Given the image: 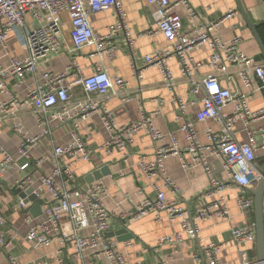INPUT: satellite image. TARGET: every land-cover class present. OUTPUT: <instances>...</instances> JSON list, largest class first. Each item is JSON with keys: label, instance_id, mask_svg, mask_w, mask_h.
I'll use <instances>...</instances> for the list:
<instances>
[{"label": "built area", "instance_id": "1", "mask_svg": "<svg viewBox=\"0 0 264 264\" xmlns=\"http://www.w3.org/2000/svg\"><path fill=\"white\" fill-rule=\"evenodd\" d=\"M127 1L130 0H0V45L6 49L8 38L17 32L29 52L26 58H11L7 67L0 59V98L8 94V83L12 78L24 82L27 76L36 74L40 60L58 55L63 50L64 45L60 41L61 26L57 18L62 14H67L71 20L72 42L76 52L90 48L93 49L91 57L98 56L101 60L113 59L117 54L114 38L123 34L134 57L137 53L135 42L124 10ZM146 1L156 7L153 15L156 28L144 35L153 37L161 34L170 46L157 49L146 56L143 66L134 65L133 77L142 82L146 71L152 68L159 70L163 85L176 106L175 121L187 142V151L193 156L192 161L201 165L210 177L211 187L207 195L214 199L198 210L196 221H207L215 217L230 219L229 208L223 195L227 187L215 178L214 168L210 163L211 157L221 159L227 177L239 186L238 207L242 213L248 214L254 209V197L248 194V190L254 189L264 178V173L255 166L260 157L264 160V126L249 129L252 124L264 119V107L253 110L250 106L253 94L256 91H264V62L255 60L242 50V36L225 42L215 35L224 21L239 14L237 10H229L219 22L185 32L182 18L176 8L183 6L191 18H196L197 13L190 0ZM107 10L113 12L116 24L111 27L108 35L101 36L93 29L90 16ZM204 46L211 50L210 58L205 64L196 61L192 55L194 50ZM174 58L180 63L181 76L188 82L191 93L197 95L204 90L205 115L220 127L218 131L206 130L209 142L207 145L201 142L196 125L189 118V105L177 93L178 81L169 66V62ZM204 65L211 69V73L203 78L197 77L199 69ZM232 67L237 68V75L246 90L241 94H236L221 83L220 77L229 74ZM256 82L259 84L258 89H254ZM75 86L83 87L87 99L72 107L71 91ZM128 88L129 82L126 79L109 75L104 67H98L93 75L86 76L79 61L74 57L64 73L43 74L42 83L29 88L25 99L12 97L9 103L0 101V109L5 113L19 107H32L34 117L43 131L37 137H30L24 133L20 124L14 126V131L22 137L19 154L25 162L16 160L0 143V178L10 169L27 173L26 177L17 180L15 185L16 190L25 191L36 183L30 174L33 166L39 167L45 161H50L53 165L51 174H43L38 178L39 185L33 192L42 203L43 220L35 223L25 199H21L19 203L20 209L26 212L25 219L30 226L26 236L28 243L41 248L50 247L60 233L63 244L73 245L77 259H83L86 252L98 251L110 264H127L119 243L114 238L107 237L111 231V213L106 207L107 187L102 182L78 185L72 169L73 162H90L93 159L94 151L81 136L80 124L98 112L101 113L102 123L110 134L109 142L100 147L99 151L107 155L118 151L127 162L135 135L145 131L152 143L158 147L154 161L141 160L143 173L150 179L162 177L165 189L172 190L175 195L180 193L165 168V160L168 157H181L176 138L172 134L167 136L155 126V114H143L139 121L119 126L108 108L107 104ZM133 100L129 95L122 98L124 103ZM229 106H233L231 111L227 109ZM2 121L3 118L0 117V124ZM70 122H73L71 141L55 147L50 155L34 162L30 154L31 149L41 138L52 134L51 124L65 125ZM240 122L248 132L246 143H239L235 137V128ZM168 138L173 145L165 148L164 144ZM184 167H187L186 164ZM153 187L156 197L144 199L126 217L141 218L153 214L156 222L160 223L166 219L173 225L181 226L182 233L165 237L161 244L172 241L182 243L183 234L196 238L198 225L191 223L177 201L167 198L164 189L157 185ZM2 194L0 185V254H5L15 238L7 237L3 231L7 218L2 205ZM45 194L50 195L54 203L44 201L41 197ZM61 218H67L72 226L65 234L62 232ZM88 229L91 230L90 235H83V231ZM231 234L234 243L239 246L256 242V225L234 228ZM128 245L129 243H126V246ZM223 249L224 245L215 241H210L204 246L209 264H221ZM7 258L8 264H24L11 254H7ZM241 259L240 264H258L253 263L245 251L241 252ZM195 260H199V256L196 255Z\"/></svg>", "mask_w": 264, "mask_h": 264}, {"label": "crops", "instance_id": "2", "mask_svg": "<svg viewBox=\"0 0 264 264\" xmlns=\"http://www.w3.org/2000/svg\"><path fill=\"white\" fill-rule=\"evenodd\" d=\"M190 3L197 13L196 18H191L183 6L176 8V12L182 18L185 32L194 31L205 24L219 22L229 10H237L239 14L224 21L215 35L225 42L236 36H242L244 39L242 50L255 60L264 62V53L240 13L237 0H190ZM240 3L253 24L258 27L264 23L263 1L240 0ZM124 10L128 27L135 42L134 46L137 53L134 57L123 34H119L114 38L117 44V54L113 59L101 60L98 56L91 57L93 49L90 48L76 52L72 42L71 20L67 14H62L57 18L61 26L60 41L64 45L63 50L58 55L40 60L36 74L27 76L24 82L19 81L18 78H12L8 83V94L2 95L0 101L9 103L12 97L25 99L29 88L34 87L37 83H42L43 74L64 73L74 57L79 61L86 76L93 75L98 67H104L109 75L126 79L129 82V88L113 98L107 104L108 108L114 114L115 121L119 126L137 122L143 114H155L153 116L155 126L167 136L172 134L176 138L182 158L178 156L168 157L165 160V168L168 176L179 188L180 193L175 195L172 190L165 189L162 177L150 179L143 173L140 167L141 160L154 161L158 147L152 143L145 131H140L135 135V142L130 149V157L127 162L123 160L118 151H114L109 155L99 151L100 147L109 142L110 134L102 123L101 113L93 114L87 121L80 124L81 136L89 148L94 151L93 159L90 162H73L72 169L78 185H83L88 184L85 181L88 174L104 166L109 167L110 174L93 183L102 182L108 189L106 207L111 213L110 233L119 232L125 227L128 233L122 237L132 236V239L121 241L119 238L122 237L108 238H114L119 243L122 253L126 256L127 264H209L204 246L210 241L224 245L221 253V264H240L242 251L248 254L253 263H258L257 236L256 242L242 246L235 244L232 238V229L256 225L255 208L248 214L240 211L237 203L239 186L227 177L221 159L211 157L210 163L214 168L215 178L227 187L223 195L229 208L230 219L223 220L215 217L207 221H196L198 210L214 199L207 195L211 187L210 177L201 165L192 161L193 156L187 151V142L175 121L176 106L171 100L170 93L163 85L159 70L152 68L146 71L142 82H138L133 77L134 65H137V67L143 66L146 56L154 53L157 49L168 48L170 44L161 34L153 37L144 35L156 28L153 16L156 11L154 5H150L146 0H130L125 2ZM90 22L97 34L105 36L109 34L111 27L116 24V19L113 12L107 10L91 14ZM261 40L264 43V37ZM28 55L29 52L17 32L8 38L6 49L0 45V59L6 67L10 64L11 58L23 59ZM192 55L196 61L205 64L210 58L211 50L207 46L200 47L194 50ZM169 66L178 81L177 93L189 105V118L196 125L201 142L207 145L209 142L206 138V130L218 131L220 127L205 115L203 107L205 92L202 90L197 95L191 93L188 82L181 76L180 63L177 58L171 60ZM210 73L211 69L204 65L199 69L197 77L203 78ZM220 80L223 86L229 87L236 94L246 91L235 67L230 69L229 74L221 76ZM255 86L254 89H258L259 84L256 82ZM128 95L132 96L134 100L130 103L122 102V98ZM71 96L72 107L87 99V94L82 86H75L71 91ZM250 106L253 110L264 107L263 90L256 91L253 94ZM227 109L231 111L233 106H229ZM0 117L3 118L0 124V143L16 160H22L19 154L22 137L14 131V126L20 124L24 133L30 137L41 135L43 131L34 117V109L30 106L19 107L13 111L10 110L8 113L2 112L0 109ZM262 126H264V119L252 124L249 129H258ZM51 128L52 134L41 138L31 149L30 154L34 162L50 155L55 147L65 145L71 141L70 133L73 129V122L65 125L53 123ZM235 132L236 140L239 143L248 141V132L242 122L236 125ZM172 145L173 142L168 138L164 147L170 148ZM21 162H25V160ZM184 164L187 167H184ZM255 166L264 173L263 158L260 157ZM52 171L53 165L50 161H45L39 167L33 166L30 171L36 181L33 188H37L39 185L38 178L41 175L51 174ZM26 175L27 173L20 172L18 169H10L5 172L3 178H0L3 193L2 205L7 218V225L3 231L7 237L12 236L15 238L13 245L7 250L8 253L0 254V264H8L7 254L13 255L24 264L34 262H41L42 264H110L98 251L86 252L83 259H77L73 245L63 244L60 240V233L50 247L41 248L26 241L30 226L25 219L26 212L19 207L23 191L15 188L17 180L26 177ZM153 185L164 189L167 198L177 201L191 223L198 225L199 232L196 238L183 234L184 241L182 243L172 241L161 244L160 242L165 237L178 232L182 233L181 226L173 225L166 219L160 223L156 222L153 214L141 218L126 217L141 201L156 197ZM248 194L253 196L250 190H248ZM41 198L46 202L54 203L50 195L45 194ZM33 204L28 203L27 208L35 219L34 222L39 223L43 220L42 203L40 202L41 214L36 216L32 213ZM123 217L125 218L123 219ZM60 222L63 234L69 232L72 226L69 224L68 219L61 218ZM90 233L91 230L88 229L83 231L82 234L88 236ZM126 243H129V245L126 246ZM196 255L199 256V260H195Z\"/></svg>", "mask_w": 264, "mask_h": 264}, {"label": "water", "instance_id": "3", "mask_svg": "<svg viewBox=\"0 0 264 264\" xmlns=\"http://www.w3.org/2000/svg\"><path fill=\"white\" fill-rule=\"evenodd\" d=\"M238 1V9L242 16L244 17L249 28L252 30L256 41L258 42L260 48L264 53V43L261 40V37L257 31V25L253 24L250 18L245 13L240 0ZM110 174V169L108 166H104L101 169H97L92 173L88 174L85 177L86 183L90 184L94 181L101 180L104 176ZM251 193L254 196V208H255V218H256V236H257V248H258V264H264V217H263V204H264V178L254 189H250ZM34 188H27L21 193V198L25 199V203H34L32 213L36 216L41 214V205L37 200V196L33 194ZM128 233L125 227L122 230L116 233L107 234V237H122ZM121 241H127L132 239V236L119 238Z\"/></svg>", "mask_w": 264, "mask_h": 264}, {"label": "trees", "instance_id": "4", "mask_svg": "<svg viewBox=\"0 0 264 264\" xmlns=\"http://www.w3.org/2000/svg\"><path fill=\"white\" fill-rule=\"evenodd\" d=\"M257 31L260 35V37L263 39L264 37V23L263 24H260L258 27H257ZM264 41V40H263Z\"/></svg>", "mask_w": 264, "mask_h": 264}]
</instances>
